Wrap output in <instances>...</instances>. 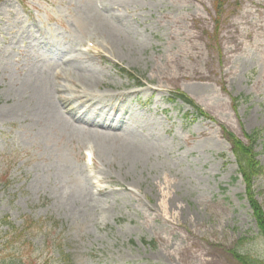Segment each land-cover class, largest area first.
<instances>
[{"label": "rangeland", "instance_id": "1", "mask_svg": "<svg viewBox=\"0 0 264 264\" xmlns=\"http://www.w3.org/2000/svg\"><path fill=\"white\" fill-rule=\"evenodd\" d=\"M220 2L0 0V264L264 260L223 130L258 132L264 210V0Z\"/></svg>", "mask_w": 264, "mask_h": 264}, {"label": "trees", "instance_id": "2", "mask_svg": "<svg viewBox=\"0 0 264 264\" xmlns=\"http://www.w3.org/2000/svg\"><path fill=\"white\" fill-rule=\"evenodd\" d=\"M216 13L219 15L221 9L220 0H216ZM217 23V19H216ZM182 95V96H181ZM180 96L187 102L190 100L185 95L181 94ZM244 135L248 138L250 143L247 145L243 143L240 139H238L234 134L228 133V137L231 143V153L234 157L235 163L237 165V172L242 178V181L245 186V197L249 203V206L252 211V217L255 221L256 229L258 235L264 241V210L258 201L254 197L253 180L259 174L260 165L258 160L256 159V153L253 151V142L255 137H257L258 132L252 131L251 133H244ZM7 181V180H5ZM27 225L25 228H32L33 222L28 220L27 218L23 222ZM56 223V221H55ZM1 224L6 225L8 228L14 229V225L7 221L6 218L2 219ZM247 238H240L239 241L242 243L246 241ZM233 257L240 264H264V260L257 259L255 257H251L248 254L240 253L236 250H232Z\"/></svg>", "mask_w": 264, "mask_h": 264}, {"label": "bare ground", "instance_id": "3", "mask_svg": "<svg viewBox=\"0 0 264 264\" xmlns=\"http://www.w3.org/2000/svg\"><path fill=\"white\" fill-rule=\"evenodd\" d=\"M48 87L45 86V81L40 78H36L33 82V85H30V89H32L31 92L33 93L35 92L37 101L41 103L42 113L45 114L47 117L49 116L53 117L51 113L54 111V108L52 106V103L47 102V98L49 97V94H50V90ZM113 135H114L113 133L103 134L102 139L104 143L107 144L108 142H110L112 140L111 136ZM124 148L126 149V154L129 156L138 155L139 154L138 152L141 150V146L136 145V144L134 145L129 144L128 146H125Z\"/></svg>", "mask_w": 264, "mask_h": 264}]
</instances>
